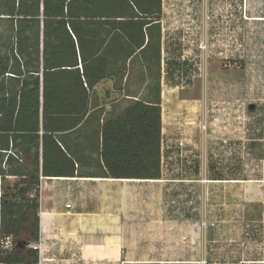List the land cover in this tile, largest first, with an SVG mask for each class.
Instances as JSON below:
<instances>
[{"label": "crops", "instance_id": "crops-1", "mask_svg": "<svg viewBox=\"0 0 264 264\" xmlns=\"http://www.w3.org/2000/svg\"><path fill=\"white\" fill-rule=\"evenodd\" d=\"M232 3L226 4L222 15L225 25L218 27L210 24L211 18L218 21L220 10L216 6L219 7L222 0H179L180 10L177 11L182 14L186 10V17H181L182 27L178 30V36L170 31L174 18L169 14L173 4L169 0H161V13L157 20L148 17L133 19L130 27L132 41L124 32L126 25L114 32L112 30V34L107 36L110 27L101 22L103 19L94 24L96 35L105 39L98 53L102 78L93 88H89L83 77L77 49L78 65L75 68L81 75L86 93L71 94V116L66 119L68 123L71 122V127L66 130L59 128L58 115L50 112L45 118L42 115L43 16H40V105L36 138L31 139L34 132L27 131L11 132L3 138L0 135V148L8 142L9 147L13 146L23 159L20 162L13 158L12 163L6 166L9 171H19L26 174L27 178L38 171L37 242L40 247L34 264H155L189 261L184 258L172 260L157 257L150 251V244H155L152 238L162 223L169 226L166 214L173 213L172 207L162 206L158 202L159 198L170 195L167 189L169 183L209 184L220 188L221 184L230 186L235 179L220 178V172L214 169L212 162L215 157H210V150L213 152L226 148L221 145L222 142L213 141L217 139L215 131H206L202 135L198 130H193V143L198 146V140H203L199 146L202 149L205 144L206 152L203 156L201 149H193V145L189 148V158L185 163L177 159L176 162L182 166L186 164L182 174L187 172L178 178L168 175L172 153L167 146L169 139L165 140L174 127L173 111L180 105L194 111L197 109L196 102L202 98L206 107L214 103L210 101L213 99L219 105L225 103L235 107L240 99L236 96L222 97V94L218 97L220 88L231 86L232 78L219 72V66L217 69L212 68L211 63L215 53L219 52L220 35L225 34L226 39H232L237 31L239 36L251 34L250 20L257 19L253 13L264 12V0L259 4H254L252 0ZM257 6L261 8L257 9ZM40 11L42 14V5ZM195 17L202 24L199 38H192L191 33L190 36L183 35L184 25L191 26L190 32L195 30V26L190 23L195 21ZM260 19L264 21V14ZM141 20L149 23L141 25ZM137 43L139 46L136 47ZM201 44L204 48L200 47ZM230 48L234 49V46ZM20 58L24 63L20 62L19 84L15 85L18 91L24 79H31L26 70L33 69L29 64L25 66V61H28L25 55ZM174 73L178 75L174 76ZM11 77L15 76L9 73L4 76L7 92L15 84ZM136 101L145 104L159 102L161 108L160 178L156 180L108 177L101 156L103 123L122 115ZM207 111L203 114L206 118ZM34 156L37 157L36 161ZM1 166L5 167L4 162ZM10 173L3 181L5 186H14L21 179V176ZM25 197L31 198L32 193L28 192ZM19 199L20 196H17L16 201ZM24 227L29 229L30 223Z\"/></svg>", "mask_w": 264, "mask_h": 264}, {"label": "trees", "instance_id": "trees-1", "mask_svg": "<svg viewBox=\"0 0 264 264\" xmlns=\"http://www.w3.org/2000/svg\"><path fill=\"white\" fill-rule=\"evenodd\" d=\"M160 13L161 0H0V19H9L15 25V29L14 26L11 27L12 37L14 36L15 39H12L6 54L0 53L1 138L11 132L22 131L34 132L31 139L36 138L40 105L38 73L41 15L43 16L42 115L43 118L47 112L58 115L59 128L66 130L71 127V122L68 123L66 120L71 116V94L86 93L81 75L75 68L78 65L77 49L81 67L83 66V77L87 80L89 88H93L102 78L98 53L99 49L103 48L105 39L96 35L94 24L100 23L103 19L101 22L110 27L107 36L112 34V30L114 32L118 27L122 28L126 25L124 32L132 41L130 27L133 19L148 17L150 20H157ZM139 23L145 25L149 21L141 20ZM1 47L0 44V49ZM22 55L28 58L25 66L29 64L33 69L26 70L31 79H24L18 91L15 85L19 84L20 62L24 63L20 58ZM6 73L15 76L11 77L15 84H12L13 87L8 92L4 82ZM101 137V156L108 177L140 180L160 178L159 102L132 103L122 115L103 123ZM9 150L23 160L13 146L9 147L8 142L0 148V232L11 235L18 241L15 252L3 260L8 264H34L37 261L38 251L23 249L19 238L28 231L26 243L36 242L39 239L38 171H34L36 173L30 175V178L19 171H9L6 166L12 163L14 158L8 154ZM36 158L34 156V161ZM2 162L5 167L1 166ZM10 172L21 176V179L14 186H5L3 181L5 176L11 174ZM28 192L32 193L31 198L25 197ZM17 196H20L18 201H16ZM28 223L30 228L26 229L24 225Z\"/></svg>", "mask_w": 264, "mask_h": 264}, {"label": "rangeland", "instance_id": "rangeland-1", "mask_svg": "<svg viewBox=\"0 0 264 264\" xmlns=\"http://www.w3.org/2000/svg\"><path fill=\"white\" fill-rule=\"evenodd\" d=\"M169 1L176 4H172L169 11L174 18L170 31L178 36L181 17H186V10L181 14L177 11L180 10L179 0ZM233 1L239 2L222 0L224 6H216L220 10L218 21L211 18V26L225 25L222 15L226 4H233ZM252 1L254 4L262 2ZM263 14L253 13L257 19L250 20V35L239 36L237 31L235 38L226 39L222 34L218 37L219 52L213 51L216 55L211 67L217 69L219 66V72L232 78L231 86L220 88L218 97L221 94L226 98L236 96L240 98L236 106L219 105L213 99L210 101L214 103L210 102L211 105L206 107L205 101L199 98L194 111L183 105L176 111L173 107L174 127L165 140L169 139L167 146L172 153L168 175L172 178L185 176L187 172L182 173L186 164L182 166L176 160L182 159L185 163L193 145V149L200 151L199 144L204 141L199 139L196 146L192 139L193 130L202 135L212 130L217 138L213 141L226 146L218 151L210 150V157H215L214 169L220 172V178H234L235 182L230 186L221 184L220 188L197 183L167 185L170 195L167 198L161 196L158 202L172 207L173 213L166 214L169 226L162 223L152 238L155 244H150V251L157 257L189 261L155 264H264V21L260 19ZM199 20L195 17V21L190 22L195 26L193 32H190L191 26L184 25L183 35L190 36L191 33L192 38H197L202 26ZM12 26L15 29L9 19H0L2 55L8 52V46L15 39ZM231 45L234 49L230 48ZM205 110H208L207 118L203 116ZM205 149L204 144L203 156ZM27 238L28 231L19 238L23 249Z\"/></svg>", "mask_w": 264, "mask_h": 264}, {"label": "built area", "instance_id": "built-area-1", "mask_svg": "<svg viewBox=\"0 0 264 264\" xmlns=\"http://www.w3.org/2000/svg\"><path fill=\"white\" fill-rule=\"evenodd\" d=\"M200 47L204 48V45L201 44ZM84 85L86 86V84ZM8 154L12 155L15 159L19 160L20 162L22 161L21 158L15 152L9 150ZM67 207H69V205H67ZM67 213L70 214L69 211H67ZM17 246H18L17 240H15L12 236H7L0 232V264H8L3 260V258L12 255ZM25 246L26 248L35 251H39V247H40L39 242L37 241L27 242Z\"/></svg>", "mask_w": 264, "mask_h": 264}, {"label": "water", "instance_id": "water-1", "mask_svg": "<svg viewBox=\"0 0 264 264\" xmlns=\"http://www.w3.org/2000/svg\"><path fill=\"white\" fill-rule=\"evenodd\" d=\"M249 108H251V109H252V108H253V106H250Z\"/></svg>", "mask_w": 264, "mask_h": 264}]
</instances>
